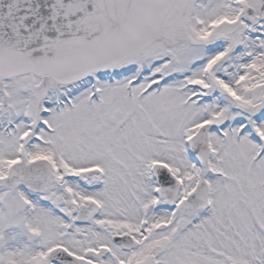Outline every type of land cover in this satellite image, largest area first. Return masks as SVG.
<instances>
[{
  "label": "snow or ice",
  "instance_id": "6c2138e0",
  "mask_svg": "<svg viewBox=\"0 0 264 264\" xmlns=\"http://www.w3.org/2000/svg\"><path fill=\"white\" fill-rule=\"evenodd\" d=\"M0 264H264V0H0Z\"/></svg>",
  "mask_w": 264,
  "mask_h": 264
}]
</instances>
